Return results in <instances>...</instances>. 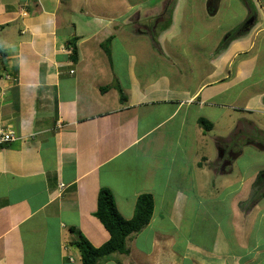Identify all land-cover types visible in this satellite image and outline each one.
I'll return each mask as SVG.
<instances>
[{
    "label": "crops",
    "instance_id": "obj_1",
    "mask_svg": "<svg viewBox=\"0 0 264 264\" xmlns=\"http://www.w3.org/2000/svg\"><path fill=\"white\" fill-rule=\"evenodd\" d=\"M169 1L0 0V129L16 135L0 148V264H82L74 241L110 239L103 188L127 220L140 195L155 207L129 253L98 264H264V197L248 205L264 169L230 178L245 147L227 169L210 149L229 111L264 113V0L224 49L197 13L179 36L176 0L161 30ZM239 118L225 143L259 128Z\"/></svg>",
    "mask_w": 264,
    "mask_h": 264
},
{
    "label": "trees",
    "instance_id": "obj_2",
    "mask_svg": "<svg viewBox=\"0 0 264 264\" xmlns=\"http://www.w3.org/2000/svg\"><path fill=\"white\" fill-rule=\"evenodd\" d=\"M244 3L249 9V17L246 23L242 24L230 36H226L220 46V49H224L228 46L227 40L229 37L233 40L238 36L244 35L250 28L252 21L255 20L256 13L251 2H249V0H244ZM173 5L174 0H171L165 7V14L168 12L169 18L165 22V25L160 28L161 30L167 29L171 23ZM152 37L156 40V34L154 31H152ZM103 48L107 52L109 51L106 45H103ZM72 52L73 58L76 60L77 50L75 47ZM117 87L121 100L124 101L125 96L123 90L120 86ZM198 123L206 131L211 130L213 127V125L204 118L199 119ZM243 135L244 137L242 140L240 139L241 135L239 134L237 137H234L230 143H225L224 141L217 142L220 153L221 168L227 169L231 166L235 159L240 155L241 147L253 146L264 151V133H262L258 128L255 127L252 134L244 133ZM231 147H238V150L236 152H232L230 150ZM263 197L264 170L259 172L253 184L252 195L248 203L249 207L256 205ZM154 207L155 202L152 195H140L136 202L133 218L127 220L119 212L113 193L107 188L101 189L98 194V207L95 215L109 232L110 239L101 247H94L86 238L82 236L78 240L74 241L73 245H75L81 252L82 264H98L101 260L116 253L127 255L129 253V238L139 234L150 224L154 213Z\"/></svg>",
    "mask_w": 264,
    "mask_h": 264
},
{
    "label": "rangeland",
    "instance_id": "obj_3",
    "mask_svg": "<svg viewBox=\"0 0 264 264\" xmlns=\"http://www.w3.org/2000/svg\"><path fill=\"white\" fill-rule=\"evenodd\" d=\"M221 6L218 12L215 15H209L206 13V4L208 0H176V4H179V13L182 18V23H181V31L179 33V36L182 38H186L190 30L193 26V23L195 22V18L197 16L195 13L199 14L200 17H202L204 20H210L209 22H206L205 29L206 33L209 34L210 40L209 42L212 43V45L215 44V42L218 40L219 37L224 36L226 33V36H230L234 31H236L242 24L246 23L244 19H248L247 15V10L241 5L242 2L240 0H221ZM252 1V6L255 5L254 10L255 13L256 11L261 12L262 8L257 7V0H249V2ZM262 3V2H261ZM173 7V6H172ZM194 7V8H193ZM193 8L191 11L190 9ZM194 14V15H193ZM193 15V17H191ZM169 13L167 12L165 14V18L168 20ZM255 18L257 16L255 15ZM200 33V31H199ZM225 36V37H226ZM237 38V37H236ZM235 38V39H236ZM225 39V38H224ZM222 39V43L224 41ZM234 40V39H233ZM229 37L227 42L228 46L230 43L233 41ZM226 41V40H225ZM264 62V57L263 61H261L260 64ZM246 110V108L243 110H238V111H229V113H232V116L234 118H227V126L226 129H228L227 132H224V126H220V129H215L213 130V134L210 133V135H216L220 136L221 138L217 141H225L226 138H228L229 135H231V132L233 131V124L235 121L241 119L239 118L240 116L245 117L243 119H247L249 121H253L258 125V129L264 133V113L263 112H258L255 110L254 112ZM229 114V115H230ZM238 117V118H236ZM231 128V129H230ZM218 133V134H217ZM217 146L215 143L210 144V149L212 151H217ZM260 167V169H264V151H257L255 148L253 149L252 147L248 146L245 147V155L242 157V159L235 164V170L232 175H230V178H241L242 173L245 174L246 177L249 176V173L254 171L253 169H256ZM259 169V168H258Z\"/></svg>",
    "mask_w": 264,
    "mask_h": 264
},
{
    "label": "built area",
    "instance_id": "obj_4",
    "mask_svg": "<svg viewBox=\"0 0 264 264\" xmlns=\"http://www.w3.org/2000/svg\"><path fill=\"white\" fill-rule=\"evenodd\" d=\"M4 61V57L3 55L0 53V65L3 63ZM5 78L8 81H12V82H16L17 78L12 76L11 74H6ZM16 140V135L14 133V131L12 130H3L0 129V148L15 141ZM63 187V186H61Z\"/></svg>",
    "mask_w": 264,
    "mask_h": 264
},
{
    "label": "flooded vegetation",
    "instance_id": "obj_5",
    "mask_svg": "<svg viewBox=\"0 0 264 264\" xmlns=\"http://www.w3.org/2000/svg\"><path fill=\"white\" fill-rule=\"evenodd\" d=\"M212 3H214V1H212Z\"/></svg>",
    "mask_w": 264,
    "mask_h": 264
}]
</instances>
